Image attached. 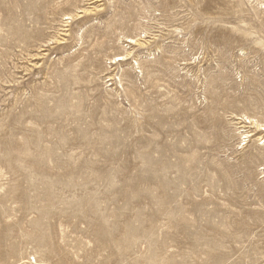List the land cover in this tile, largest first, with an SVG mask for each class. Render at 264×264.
<instances>
[{"label": "rangeland", "instance_id": "rangeland-1", "mask_svg": "<svg viewBox=\"0 0 264 264\" xmlns=\"http://www.w3.org/2000/svg\"><path fill=\"white\" fill-rule=\"evenodd\" d=\"M0 264H264V0H0Z\"/></svg>", "mask_w": 264, "mask_h": 264}, {"label": "bare ground", "instance_id": "bare-ground-1", "mask_svg": "<svg viewBox=\"0 0 264 264\" xmlns=\"http://www.w3.org/2000/svg\"><path fill=\"white\" fill-rule=\"evenodd\" d=\"M119 58H121V57H119Z\"/></svg>", "mask_w": 264, "mask_h": 264}]
</instances>
